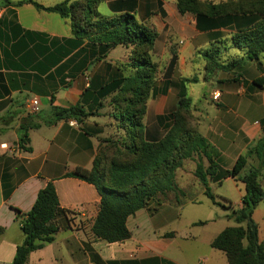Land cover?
Here are the masks:
<instances>
[{
  "label": "crops",
  "instance_id": "0c3cea01",
  "mask_svg": "<svg viewBox=\"0 0 264 264\" xmlns=\"http://www.w3.org/2000/svg\"><path fill=\"white\" fill-rule=\"evenodd\" d=\"M33 1L51 8L81 0ZM201 1L221 5L230 0ZM98 12L108 19L130 14L157 34L151 58L158 73L144 119L146 140L159 141L170 131L182 86L192 81L185 86L192 115L200 134L217 152L219 169L209 187L218 200L241 209L245 185L227 173L250 148L264 142V87L254 84L264 76V54L259 61L242 60L245 53L239 54L232 38L253 27L257 18L183 15L176 0H104ZM130 52L81 40L70 19L33 4L0 7V264H12L25 241L17 211L30 212L49 183L55 186L62 211L56 219L59 232L54 242L32 252L27 264H229L212 243L237 224L222 208L205 220L198 215L194 207L204 206L207 197L195 176L198 159L187 160L188 170L185 161L181 175L175 174L176 181L188 174L192 183L189 192L181 189L179 202L175 193H168L128 219L130 240L109 244L94 236L101 197L93 185L67 175L76 169L91 170L100 140L117 134L108 116L109 99L101 100L100 93L128 64ZM209 52L222 65L235 66L209 72L205 56ZM216 91L221 93L218 102L212 98ZM32 98L41 103L37 115L27 107ZM101 103L106 108L101 109ZM77 105L99 116L82 123H47L53 107ZM25 131L31 152L19 146ZM204 164L209 165L206 159ZM259 165L257 158H250L239 179ZM260 184L264 190V170ZM253 220L264 244V200ZM200 222L206 224L197 225Z\"/></svg>",
  "mask_w": 264,
  "mask_h": 264
},
{
  "label": "trees",
  "instance_id": "16d2710c",
  "mask_svg": "<svg viewBox=\"0 0 264 264\" xmlns=\"http://www.w3.org/2000/svg\"><path fill=\"white\" fill-rule=\"evenodd\" d=\"M103 1H66L45 8L33 0L15 4L11 0H0V7L33 4L41 11L70 19L75 35L81 40L89 39L94 45L131 50L128 64L123 65L112 83L103 87L100 93L101 100L107 102L109 99L106 106L110 109L108 116L113 120L117 134L100 140L91 170L76 169L67 175L93 185L101 197L100 210L93 226L95 238L109 244L130 240L132 233L127 226L128 219L168 193H175L179 202L183 191L176 183L175 174L185 161L198 159L195 176L204 187L205 195L215 206L229 211L228 218L237 224L224 230L214 240L212 248L225 253L229 264H264V244L259 240V228L253 220L255 209L264 200V190L260 184L264 170V142H258L250 148L246 155L237 160L233 170L227 173L245 185L243 206L237 210L231 202L218 200L209 187L219 169L217 152L200 134L192 115V101L185 87L186 83L192 81L186 80L182 86L177 109L172 115L173 127L161 140L147 141L144 119L158 73V66L151 58L157 34L130 14L111 19L102 17L98 8ZM176 2L183 15L205 18L256 17L253 27L236 33L232 43L245 53L242 60L259 61L264 54V0H230L221 5L203 3L201 0ZM205 56L209 72L235 66L234 63L222 65L217 55L211 52ZM254 84L263 88L264 76ZM100 106L103 109L105 104L101 103ZM97 116V113L82 105L68 109L53 107L52 118L47 123L52 125L61 120L82 123ZM28 132L23 133L19 143L20 149L25 152L32 151L27 147L30 144ZM250 158H257L260 165L253 166L248 174L239 179ZM205 159L208 166L204 164ZM61 213L53 183L39 192L30 212L17 211L25 241L18 247L12 264H27L32 252L55 241L59 232L56 219ZM205 224L200 222L197 225Z\"/></svg>",
  "mask_w": 264,
  "mask_h": 264
},
{
  "label": "rangeland",
  "instance_id": "374dc122",
  "mask_svg": "<svg viewBox=\"0 0 264 264\" xmlns=\"http://www.w3.org/2000/svg\"><path fill=\"white\" fill-rule=\"evenodd\" d=\"M121 53L122 51H124V49H120ZM240 52V53H239ZM238 53L241 55L242 51H239ZM191 162L187 161L186 162V170H188L191 166ZM181 169L178 170V174L177 175H181L180 172ZM176 180V179H175ZM178 187L182 190H186L187 192H189L190 188H191V178L188 174H186L184 176V178H181L180 176H178V179L176 181ZM217 188H215L214 190H216ZM187 199H189V196L187 197ZM204 201V206H198V207H194L195 209H198V215L203 218V220H205V218H208L209 216H214L215 212H221L220 208H217L215 206H213V204L211 203L210 199L208 197H204L203 198ZM234 225V224H233Z\"/></svg>",
  "mask_w": 264,
  "mask_h": 264
},
{
  "label": "built area",
  "instance_id": "2783aa9c",
  "mask_svg": "<svg viewBox=\"0 0 264 264\" xmlns=\"http://www.w3.org/2000/svg\"><path fill=\"white\" fill-rule=\"evenodd\" d=\"M220 97H221V93L219 91H216V92L213 93V96H212L213 101L218 102L220 100ZM27 107L29 109V112L32 115H37L41 111V103H40L38 98L30 99V101L28 102Z\"/></svg>",
  "mask_w": 264,
  "mask_h": 264
}]
</instances>
